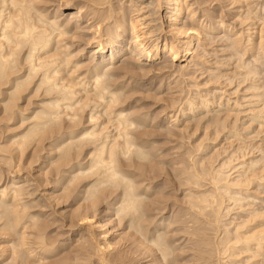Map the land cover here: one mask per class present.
I'll return each mask as SVG.
<instances>
[{"label": "bare ground", "instance_id": "obj_1", "mask_svg": "<svg viewBox=\"0 0 264 264\" xmlns=\"http://www.w3.org/2000/svg\"><path fill=\"white\" fill-rule=\"evenodd\" d=\"M12 2L23 5L26 0H12ZM58 2L61 8L59 7L54 12L48 13L41 4L36 6V11L45 16L47 20H58L61 28L72 17L82 15L80 13V8L83 6L82 0H58ZM201 2L208 3L209 6L213 2L218 5L216 6L218 10L207 9L208 5L206 4L196 12V20L202 22L205 31L211 37L215 35L233 40L240 36L238 51L243 52L245 64L253 65L256 75L254 79H249L248 83H233L231 91H229L231 86L229 89L227 87L225 91V88L222 87L225 83L223 81L212 84V87L202 88V93H211L209 101L212 102L207 105H204L199 98H193L191 108L185 104L181 109L171 101L166 103L167 98L164 102L167 104V109L171 108L173 114H168L165 122H157L160 114L154 115L150 110L135 112L137 105L133 106V102L138 100L132 101V98L138 90L143 91L140 86H151L153 89L145 91L153 95L149 94L151 98H154V104L159 103L162 96L161 90L167 86L161 87L163 77H159V82L155 81L156 77L162 76V72L158 71L161 67L158 69L155 67L156 62L161 61L166 64L169 59L172 61L175 68L173 73H170L168 77L170 78L172 74L184 69L193 61V54L200 47L204 37H198L194 32L189 35L179 34L184 29L189 14L188 8L181 3V0H161L158 15L150 17L152 27H157V22L159 26L163 27V33L159 34V43L156 45L157 50L151 52L153 58L144 57L141 61L151 74L136 77L129 75L115 85L109 84L107 81L96 83V77L91 75V72L89 77H85L83 69L73 72L72 65L58 62L55 59V49L51 48L46 37L38 35V25L32 10L26 7H13L0 13V98H2L0 100L4 102V111L12 120H15V113H18L21 108L19 102L23 98H40L37 107L31 109L30 114L19 112L21 127L24 126V129L21 132H13L10 148L13 147L16 152L22 151L18 154L23 156L21 153L33 144L40 145L48 141L49 146L52 147L51 151L56 154L51 160L52 166H56L54 168L57 169L53 187L54 189L62 188V199H64L61 202L60 196L62 195L59 194L60 202L58 204H63L71 199L72 202L77 201V208L70 216L68 215L69 218L63 217V219L68 220L70 230L79 227L77 235H75V239H77L75 245L77 243L79 245L77 244V248L74 247L72 257H70L72 253H69V256L65 253V258L53 262L61 255L60 251L66 244L59 241L51 242V238L46 232L47 226L42 221V213L49 212L47 210L52 207L57 196L55 197L54 192L51 193L48 195L49 198L44 200L46 202L44 204L43 200H38L39 197L44 198L43 194L39 193L41 186H36L39 183H35L34 179L21 177L19 166L9 170L8 174L9 177L11 176V180L3 184L0 181V216L6 218V223L9 226L13 220L22 219L24 221L16 229L20 235L6 237L5 240V243L12 244L14 247L20 246L19 253L22 257L26 252H31L30 260L35 264H46L51 259H53L51 264H61V261L65 259H75L76 254L79 253L90 264H93V258H97L103 264H114L118 260L127 264L125 258L120 256L121 239L117 241V237H114L116 228L119 229V225H121L114 220V212L103 220L98 215L102 203L108 211L111 203V200L105 202L107 194L101 195V193L104 186L109 183L127 184L126 211H135L138 201L135 198L134 178L140 175L146 176L144 178H147L152 186L148 183L142 191H151L156 188L153 186L154 180H157L161 174L156 171V166L141 167L139 157L142 154H147L145 150L150 145L158 144L152 138L155 131L159 133L164 128L166 133H172V130L169 129L171 127H166L170 124H178L181 118H185L186 125L182 130L188 131V128L191 129V125H193L194 130L192 127L191 137L198 135V132L203 128L197 144L190 145L189 143L192 150L187 149L190 151H188V155L186 154L188 157L184 158H188L189 161H186L190 164L184 165L185 161L182 162L183 158H181L180 166L182 167L178 168L179 172L177 171L178 173L181 171L179 174L181 178H177L174 174L177 179L183 180L182 185L188 186L190 191L187 195L189 199H187L188 202L190 200L189 206L193 212V215L192 212L190 215L193 216V219L190 220L189 211L186 208L182 214L187 213L193 225L190 226L187 221L190 228L186 225L187 229L185 230L193 229L192 232H189L193 234V238H197V241L194 240L204 246V248L197 247L200 250L199 257L196 255L198 253L196 248H194L196 250L193 251L196 253L194 255L198 257L195 259L203 264L212 261L214 257H216L214 260L216 264H264V206H262L264 199L261 200V207H258L260 192L262 188L264 190V148L260 144H250L264 132V114L260 112V109L264 107V96L259 91H249L250 88L264 87L260 78L261 72H264V67H262L264 65V27L259 24H244L242 27V19L247 10L242 11V6L232 3L231 0H213L211 2L210 0H201ZM148 3L149 0H143V4L147 5ZM134 7L130 4L128 6L130 10L126 9L129 18L127 31L129 42L133 37L139 39L140 34L147 35L142 24L149 23L148 20L141 21L139 18L135 22L132 21ZM74 10V13L65 15V12ZM152 11L153 9L150 8L149 12ZM252 11L256 14L257 19L264 18V0H256ZM140 15L141 17L148 16L149 13ZM86 23V20L82 21L80 27H84ZM74 30L75 26L69 25L68 31ZM170 31L175 34V43L173 35H167ZM89 34L88 47L85 49L83 57H78L73 62L74 64L84 63L85 57L90 59L93 53L97 63L109 55H116L108 44L104 41L97 43L96 37ZM186 42H191V48L187 47ZM222 47H231V45L222 44ZM106 48L108 51H105ZM117 52H122V54L116 55L114 66L131 54L130 51L124 50L123 45L117 49ZM172 52L176 54L171 56ZM232 55L234 53H221L219 59H226ZM235 64L236 61L233 60L232 66L229 69H222V73L235 72ZM107 66L105 65V67ZM206 68L209 71L214 70L212 64L207 65ZM102 74L101 72L100 75ZM123 74V72L119 73V75ZM189 74L195 75L194 70L189 69ZM241 75H248V73L242 72ZM144 79L146 80L144 81ZM229 79H232L231 75H229ZM206 81L205 83L199 81V83L201 85L208 84V80ZM208 85L210 86V84ZM17 109L19 110L17 111ZM25 111L27 112V110ZM213 111L216 113L210 115ZM162 114L164 113L162 112ZM202 117L210 118L203 119V121L206 120L204 126L203 122L199 123V127L195 126L194 123L200 121ZM223 121H226L225 127L229 130L222 131V134L217 135L216 128H210L209 125ZM192 122L194 123L192 124ZM154 123L159 125L158 130ZM195 124L197 125V123ZM218 142H223V144L225 142L229 146L228 148L234 147L235 143L238 146L232 151L227 147L223 151H220L221 147L217 150L211 149L213 146L216 148ZM249 148H252V151L245 152ZM3 151L0 148V154ZM256 153L260 155L256 156ZM222 155L224 157L219 158ZM11 162L12 160L9 162L10 165ZM163 168L164 165L162 170ZM154 169L155 172H153ZM161 172L164 175L165 171ZM147 173L150 174V177H147ZM166 175L169 174L164 176ZM205 183L209 184L212 189L203 190L206 186ZM255 184L261 189L259 192L257 188L259 196L255 193L257 191H252V186ZM89 194H91L90 200L87 199ZM186 194H188L187 189ZM105 206L103 207L105 208ZM34 209H40L41 213L36 214ZM165 209L162 207L160 210L165 212ZM161 211L158 210V212ZM55 213L59 214V212ZM184 214L183 216L186 218L187 214ZM180 215L178 214V217ZM27 217L37 218L35 227L29 226L31 221ZM208 230L219 232L220 237L217 235V240L212 242L211 236H209L210 238L206 236ZM32 235L33 240L31 239ZM118 237L123 236L118 234ZM129 237L128 240H130ZM134 242L132 243L137 244L138 248L149 253L154 264H163L162 251H166L167 241H159L158 249L161 250L141 247L139 243H136V240ZM195 245L197 244L195 243ZM115 250H117L116 253L112 254ZM8 251L10 254L7 260L13 259V249L9 248ZM143 251L141 254H144ZM109 256L111 259H108Z\"/></svg>", "mask_w": 264, "mask_h": 264}, {"label": "clouds", "instance_id": "obj_2", "mask_svg": "<svg viewBox=\"0 0 264 264\" xmlns=\"http://www.w3.org/2000/svg\"><path fill=\"white\" fill-rule=\"evenodd\" d=\"M44 2L45 0H26L25 4L19 5L14 4L12 0H0V13L6 12L13 7H26L32 10L35 13L38 25V35L46 37L51 48L55 49V59L65 65H72L73 72L83 69L85 77H89L91 72V75L96 77V83L107 81L109 84L115 85L129 75L136 77L151 74L141 61L144 57L153 58L151 57V52L157 50L156 45L159 43V34L163 33V27L159 26L158 22L157 27H152L150 19V17L158 15L161 0H149L147 5L143 4V0H82L83 6L80 8L82 15L72 17L63 28L59 26L58 20H47L45 16L36 11V6ZM47 2L55 3L56 0H47ZM231 2L240 4L242 11L247 10L242 19V27L244 24H259L264 27V18L257 19L256 14L252 11L256 0H231ZM181 3L188 8L189 14L185 27L179 34L189 35L194 32L196 36H202L204 39L201 40L200 47L193 54V61L184 69L172 74L170 79L165 78L169 90L160 99L168 98L173 104L183 109L185 104L191 108L193 98H199L204 105L212 102L209 101L211 93L205 94L201 92V89L207 88L208 84L224 81L223 87L226 91V88L233 83H248L249 79L255 78L256 73L253 65L245 64L243 52L238 51L240 36L235 37L233 40H228L227 37H211L205 31L202 22L196 20V12L204 7L201 0H181ZM130 4L135 6L132 12V21L135 22L139 18L141 21L148 20L149 23L142 24L147 35L140 34L139 39L133 37L129 42L127 39L129 18L126 9ZM150 8L153 9L152 12H149ZM47 11L50 12L52 9ZM141 13H149V15L141 17ZM84 20L87 23L84 27H80L81 22ZM69 25H74L75 30L69 32ZM88 33L96 37L97 43L104 41L108 44L116 55L122 54V52H117V49H120L122 45L124 50L130 51L131 54L124 58L120 66H114L116 55H109L106 59L102 58L97 63L94 53L90 59L85 57L86 63L74 64L73 62L78 57H83L84 51L88 47ZM167 35H173L175 43V34L170 31ZM186 44L187 47L191 48V42H186ZM222 44H228L231 47H217ZM105 51H108V49L106 48ZM220 53H234V55L226 59H219ZM175 54V52L170 53L171 56ZM233 60L236 61V71L228 74L222 73V69H229L232 66ZM209 64L214 66L213 71L207 70L206 66ZM105 65L108 66L105 67ZM174 68L175 65L169 59L158 71L173 73ZM189 69L194 70L195 75L189 74ZM101 72L103 73L102 75H100ZM120 72L124 74L119 75ZM242 72H247L248 75H241ZM69 74L71 75L72 73L70 72ZM229 75L232 76V79H229ZM204 76L209 78L208 84L201 85L198 78H203ZM260 78L261 82L264 83V72H261ZM161 87H164L163 81ZM249 91H259L264 96V87L259 89L250 88ZM260 112L264 114V107L260 109ZM206 118L202 117L200 121H197V127ZM225 124L226 121H223L210 124L209 127L216 128L217 135H220L222 131L229 130L225 127ZM178 131L184 130L178 129ZM164 147H166V144L150 145L145 150L147 154H142L139 157L141 167L156 166L162 168L163 161L168 158L162 155ZM2 180L3 173L0 172V181ZM148 183L144 176H136L134 178L133 186L138 204L133 212L126 211L127 184L115 185L109 183L104 186L101 195L107 194L105 202L111 200L109 211L114 212L115 221H118L121 225L128 221L127 231L132 234L131 239L136 240L141 247L157 250H161L158 249L159 241H167L166 251H162L163 264H187V262L180 260L181 253L176 250L175 245L170 240L171 230L181 226L183 221L179 218H173L172 220L167 218L164 220L158 219V208L162 207L161 200L166 198L159 189L142 191ZM87 199H91V194H89ZM57 215L59 214H56L54 210L49 215V227L63 226L62 221L56 219ZM27 219L31 221L30 227L36 226V217H27ZM23 222L22 219L13 220L11 226H9L6 223V218L0 216V241L5 237L19 236L20 234L16 232V229ZM22 246L27 247L26 245ZM19 247L0 242V264H35L34 261L30 260L32 253L26 252L24 257H22L19 253ZM9 248L13 249V259L5 260L4 257L7 255ZM61 264H87V261L78 253L75 259H65L61 261ZM114 264H124V262L118 260Z\"/></svg>", "mask_w": 264, "mask_h": 264}, {"label": "rangeland", "instance_id": "obj_3", "mask_svg": "<svg viewBox=\"0 0 264 264\" xmlns=\"http://www.w3.org/2000/svg\"><path fill=\"white\" fill-rule=\"evenodd\" d=\"M47 0H45V2L42 4L41 3V5L43 6V8L44 9H52V11H50V12H54V11H56V10H58L59 9V7H60V3L58 2V0H56V2L55 3H49V2H46ZM211 1H213V0H210V2ZM208 6H209V4L208 3H206ZM206 4H204V5H206ZM211 4H212V6H211ZM210 4V6L208 7H206L207 9L209 8V10H213V9H216V10H218L217 8L218 7H216V6H218L217 4L215 5V3H211ZM214 4V5H213ZM215 6V7H214ZM46 7V8H45ZM205 7V6H204ZM214 7V8H213ZM61 8V7H60ZM127 9H129L130 10V8H127ZM49 11H48V13H50ZM75 12V10L74 11H68V12H65V15H68V14H72V13H74ZM88 35V37H89V33L87 34ZM217 36H213V38H216ZM221 46L222 45H218L217 47L218 48H221ZM223 48V47H222ZM211 51V50H210ZM219 55H221V53L219 54ZM213 59H215V58H213ZM87 61L85 60V62L84 63H86ZM158 63H160V64H158ZM121 65V62H119V63H117V65L116 66H120ZM158 65V66H157ZM161 65H165V64H163L161 61H158V62H156L155 63V67L158 69L159 67H162ZM154 67V68H155ZM155 68V69H156ZM161 75L162 76H158V77H156V79H155V81L157 80V82H159L160 80H159V77L161 78V77H163L162 79H163V82H164V85L165 86H167V80L165 79L166 77L168 78L169 76H170V73H164V72H162L161 73ZM149 77H151V76H149ZM171 78V77H170ZM170 78H168V79H170ZM209 78L207 77V76H204L203 78H199V81L200 82H202V83H205V81L206 80H208ZM146 79H144V81H145ZM159 80V81H158ZM143 80H141V82H144ZM156 82V83H157ZM207 82V81H206ZM144 83H146V82H144ZM149 83V82H148ZM173 83H174V81H173ZM223 83H224V81H223ZM225 84V83H224ZM140 86V85H139ZM148 87V88H147ZM207 87H212V84H210V86L208 85ZM223 87V86H222ZM135 88V87H134ZM140 88H143V91L141 90H138V92L134 95V97L132 98L133 100L132 101H135V100H138L137 102L135 101V102H133V106H136L137 105V107H136V110H135V112H137V111H141V112H146V111H148V110H150V112H152L154 115L156 114L157 115V113L158 114H160V118L158 119V121L157 122H160V121H163V122H165L166 121V116H168V114H173L172 112H171V108L170 109H167V102H169V101H171L170 99H168V100H166L167 98H165L164 100L163 99H159L160 101H158L159 103H157V104H154L155 103V100H153L154 98H151V96H153L152 94H150V93H148V92H146L145 90H149V89H153V87H151V86H146V87H141L140 86ZM230 87H228V89H229ZM233 88V86H231V88L229 89V91H231V89ZM130 89V88H129ZM206 89V88H205ZM168 86L167 87H165V88H163L162 90H161V97H163L164 96V93H166V92H168ZM163 91V92H162ZM152 93V92H151ZM140 94V95H139ZM151 96H150V95ZM144 95V96H143ZM150 96V97H148V96ZM159 96V97H160ZM142 97V98H141ZM148 98V99H147ZM0 99H2V98H0ZM30 97H25V98H23L20 102H19V107H21L20 108V111L19 112H23V113H25V114H30L31 112H32V110L31 109H34L35 107H37L36 105L39 103V99L40 98H32V99H30ZM142 99V100H141ZM166 100V101H165ZM131 101V102H132ZM166 103H165V102ZM150 102V103H149ZM33 103V104H32ZM135 103V104H134ZM144 105V106H143ZM145 105H146V108H145ZM151 105V106H150ZM148 106V107H147ZM3 108V109H2ZM28 108V109H27ZM141 108V109H140ZM19 109H17V111H18ZM25 110H27V112L25 111ZM29 110V111H28ZM169 110V111H168ZM158 111V112H157ZM160 111V112H159ZM216 111V110H215ZM215 111H213V112H211L210 113V115H214L216 112ZM15 113V120H12V118L8 115V114H6L5 113V111H4V102L2 101L1 102V100H0V148L1 149H3L4 151L3 152H6V153H3V152H1V154H0V172H2L3 173V175H5L4 177H3V180L1 181V184H3V183H6V182H8L9 180H11L10 178H11V176L9 177V170L11 169H13L15 166H19L18 168H20L21 169V171L19 172L20 173V175H21V177H23V178H30V179H34V182L36 183H39L38 185H36V186H41L40 188H39V193L42 195L43 194V196H44V198H41V197H39L38 198V200H46V198H49V196L48 195H50L51 193H53L54 192V195H55V197L57 198V200L52 204V207L51 208H48V210L47 211H49V212H46V213H42V221H43V223L47 226V230H46V232H47V234L49 235V237L51 238L50 240H51V242H64L66 245L64 246V249H62L63 250V252H62V250L60 251L61 252V255L58 257V258H55L54 260L53 259H51L50 261L48 260V262L46 263V264H51L52 263V260H53V262L56 260V261H59V260H61L62 258H65L66 257V255H68L69 256V253L71 254L70 255V257H72L73 255H74V253H73V251H74V247H76L77 246V244L79 245V243H77L76 245H75V243L77 242V239H75V235H77V231L79 230V227L77 228H72V230H70L69 229V224H68V220L66 221V220H64L63 219V217L64 218H69V216L72 214V212H73V210H75L76 208H77V205H76V202L77 201H75V202H72V199L71 200H69V201H66V202H64L63 204H58V202H60L59 200H58V197L60 196V195H62V196H60L61 197V202H63L64 201V199H62V197H63V193H62V188L61 187H58V188H56V189H54V181H55V178L54 177H56L55 176V174L57 173V169H55L56 168V166H52V164H51V160L52 159H54V156L56 155L53 151H51V146H49L50 144L48 143V141H45V143H43V144H40V145H35V144H33L32 146H30L28 149H25V151H23V153H21V155H23V156H19V154H20V152H22V151H19V152H16V151H14L13 149V147L12 148H10V146H12L11 145V136H12V134H13V132H21L23 129H24V126L23 127H21V118H20V113ZM162 112L164 113V114H162ZM213 113V114H212ZM18 114V115H17ZM162 114V115H161ZM223 114V113H222ZM171 115H169V116H171ZM7 116V117H6ZM212 117V116H211ZM208 118H210V117H208ZM207 118V119H208ZM206 119V120H207ZM206 120H204L203 121V126L205 125L204 123H205V121ZM185 121H186V119L185 118H181L180 119V123H178V124H170L168 127H166V128H169V127H171V128H169L170 130H172V133H173V135H169V133H166V131H165V129L164 128H162L163 130L162 131H160L159 133L157 132V131H155V133L153 134V139H155L156 141H157V143L158 144H165L166 143V147H164V149H163V152H162V155H165V156H167L168 158L166 159V160H164L163 161V165H164V168H163V170L165 171V172H163L164 173V175L165 174H169V175H166V176H164V175H162V172L161 171H163L162 170V168H161V170H159V167H157L156 168V171L158 172V174H160L159 175V178L157 177V180H154L155 182L153 183L154 185L153 186H156V188L155 189H159L161 192H163V194H164V197L166 198V199H163V200H161V204H162V207H164V209H165V207H167L166 209H165V212L164 211H161L160 209H162V207H159L158 208V210L159 211H161V212H158V219L159 220H162L163 218H169L170 220H172V218H179L180 219V217H181V219L183 220V221H186V222H184L183 223V225H181V226H179V227H177V228H173L172 230H171V236H172V240L174 241H172L171 239V243L172 244H174L175 245V247L177 248V251L178 252H180L181 253V256H180V260L181 261H184V262H187V264H197V263H199L198 262V259H195V258H198L199 257V253H200V250H198V248L197 247H202V248H204V246H202V244H199V243H197L196 241V239L197 238H193V234L191 233L192 231H193V229H188V230H185V229H187L186 228V225L188 224L189 225V223H190V226H191V224L193 225V223H191V218L193 217L192 215H193V212L191 211V207L189 206L190 204V200H189V202H188V196L187 195H189V193H190V191H189V187L188 186H186V185H182V181L181 180H179L181 177H179L180 175V173H181V171H180V173H178L179 171V169H178V165L180 166L181 165V161L182 162H184L185 161V163H184V165H187L188 163H187V161H189V160H187L186 158H184L185 156H186V154L188 155V151H190V150H192V146H189V143H190V145L192 144V143H196L199 139V136H200V134L202 133V130H203V128H202V130H200V132H198V135H196V136H192L191 137V132H192V127H193V130H194V126L193 125H191V129L190 128H188V131H189V133H188V131L187 130H185V131H180V132H178V129H182V128H184L185 127ZM194 122H192V124H193ZM196 123V122H195ZM194 123V125L195 126H197L196 124ZM202 124H200V126L202 127ZM177 125V126H176ZM154 126H155V128L158 130V124H156V123H154ZM164 125L162 124V127H163ZM174 126V127H173ZM20 127V128H19ZM255 127V126H254ZM178 132V133H177ZM187 132V133H186ZM260 132V131H259ZM171 133V134H172ZM161 134V135H160ZM163 134H164V136H163ZM175 134V135H174ZM180 135V136H179ZM185 135V136H184ZM261 136H259L257 139H255L252 143H250V144H253V145H256V144H260V145H262L263 146V148H264V132H262L261 134H260ZM173 138V139H172ZM180 138V139H179ZM185 138V139H184ZM192 138V139H191ZM178 139V140H177ZM169 140V141H168ZM166 141V142H165ZM191 141V142H190ZM179 142V143H178ZM188 142V143H187ZM46 143H48V144H46ZM219 143V142H218ZM175 144V145H174ZM188 144V145H187ZM197 144V143H196ZM3 145H4V147H3ZM43 145V146H42ZM221 145H223V146H221ZM49 146V147H48ZM185 146V147H184ZM237 146H238V144H234V147L232 146V148L230 147V148H228L229 146L228 145H226V143L224 142V144H223V142H221V143H219V144H217V146H216V148H214V146L213 147H211V149H214V150H217V149H220V147H221V149H220V151H223L224 149H225V147H227L229 150L231 149V151L233 150V148H237ZM6 147V148H5ZM38 147H40V148H38ZM47 148V149H46ZM50 148V149H49ZM7 149V150H6ZM11 149V150H10ZM183 149V150H182ZM187 149H190V150H187ZM252 148H249L248 150H245V152L247 151L248 153H249V151L251 150ZM174 151V152H173ZM181 151V152H180ZM252 151V150H251ZM250 151V152H251ZM13 152V153H12ZM12 153V154H11ZM19 153V154H18ZM16 154V155H15ZM43 154V155H42ZM48 154H49V157H48ZM13 156V158H12V156ZM260 154L259 153H256V156H259ZM173 156V157H172ZM181 156V157H180ZM178 157V158H177ZM186 157H188V156H186ZM221 157H224V155H222V156H220L219 158H221ZM181 158H183V160H181ZM198 158H200L199 156H198ZM185 159V160H184ZM12 160V162H11V165L9 164V162ZM174 160V161H173ZM181 160V161H180ZM187 160V161H186ZM166 161V162H165ZM179 161V162H178ZM6 162V163H5ZM8 163V164H7ZM171 163H173V164H171ZM187 163V164H186ZM13 164V165H12ZM51 164V165H50ZM175 164V165H174ZM190 164V163H189ZM55 167V168H54ZM3 168V169H2ZM175 168V169H174ZM177 168V169H176ZM166 169V170H165ZM171 169V170H170ZM54 170H56V171H54ZM160 172H159V171ZM175 171V173H174V171ZM55 173H54V172ZM168 173H167V172ZM178 171V172H177ZM153 172H155V169L153 170ZM156 172V173H157ZM176 172H177V174H176ZM40 174V175H39ZM148 174V173H147ZM146 174V175H147ZM152 175H153V173H151ZM174 174L177 176V178H179V179H177L176 178V176H174ZM61 175V174H60ZM59 175V176H60ZM150 174H148L147 175V177L149 176ZM151 175V176H152ZM58 176V177H59ZM141 176V175H140ZM144 176V175H143ZM161 176V177H160ZM170 176V177H169ZM173 176V177H172ZM18 177H20V176H18ZM144 177H146V176H144ZM150 177V176H149ZM168 177V178H167ZM172 177V178H171ZM147 179V178H146ZM169 181V182H168ZM171 181V182H170ZM149 182V185L150 186H152V184L150 183V181H148ZM164 182V183H163ZM52 183V184H51ZM167 183V184H166ZM177 183H178V185H177ZM157 184V185H156ZM206 184V183H205ZM148 185V184H147ZM164 185V186H163ZM160 186V187H159ZM182 186V187H181ZM207 186H209V187H207ZM256 186V187H255ZM164 187V188H163ZM253 188H252V191H257V192H255V193H259L260 192V190L261 189H259L258 188V186H257V184H255L254 186H252ZM206 188L208 189H212V187L209 185V184H206V186L204 187V189L203 190H206ZM259 189V192H258V189ZM186 189H187V191H188V194H186ZM264 190H263V188H262V191L260 192V194H261V196H259L260 194H258L257 196H259V202L260 203H258V201H257V203H258V207L260 206L261 207V200H263L264 199V192H263ZM169 192V193H168ZM180 192V193H179ZM253 192V193H254ZM187 196H185L184 194ZM254 193V194H255ZM45 194V195H44ZM60 194V195H59ZM263 194V195H262ZM256 195V194H255ZM175 196V197H174ZM186 197V198H185ZM41 198V199H40ZM175 198V199H174ZM188 198V199H187ZM262 198V199H261ZM183 199V200H182ZM186 199V200H185ZM165 200V201H164ZM187 201V202H186ZM69 202V203H68ZM176 202H179V203H176ZM44 204H46V202L44 201ZM55 204V205H54ZM103 204V205H102ZM101 205H100V209H99V213H98V215H99V217L103 220V219H106L107 217L106 216H108L110 213H112V212H110V211H108V209L106 210V206L104 205V203H102ZM177 204V205H176ZM179 204V205H178ZM181 205V206H180ZM103 206H105V208L103 207ZM187 206V207H186ZM189 206V207H188ZM262 206H264L263 204H262ZM53 208V209H52ZM187 209V211H189V218H190V220H189V218H188V214L186 215V214H184V215H186V218L183 216V214H182V211L183 212H185L184 210H186ZM189 208V209H188ZM106 211H104V210ZM173 209H176V210H174L173 211ZM183 209V210H182ZM38 210V211H37ZM40 209H34V211H36L35 213L36 214H40L41 213V210L39 211ZM53 210H56L55 212H59V215H57L56 216V219L57 220H60V221H62V223H63V226L62 227H49L48 226V217H49V215L52 213V211ZM108 211V212H107ZM172 211V212H171ZM178 211H180V212H178ZM71 212V213H70ZM191 212H192V215H190L191 214ZM61 213V214H60ZM161 213V214H160ZM164 213V214H163ZM180 213H181V215H180ZM47 214V215H46ZM57 214V213H56ZM176 214V215H175ZM178 214L180 215L179 217H178ZM66 215V216H65ZM69 215V216H68ZM68 216V217H67ZM164 216V217H163ZM183 216V217H182ZM47 217V218H46ZM163 217V218H162ZM187 218H188V220H187ZM63 219V220H62ZM168 219V220H169ZM185 219V220H184ZM193 219V218H192ZM164 220V219H163ZM189 223H188V222ZM128 223H126V221L124 222V224L121 226V225H119V229H118V227L116 228V233H114V237L116 238V240L117 241H119L120 239V248H119V250H121V253H120V256H123V259L125 258V261H126V263L127 264H154V262H153V258L152 257H150L149 256V253L147 254L146 252H144L143 250H142V248H140V251H139V248L137 247V244H135L136 245V247H135V245H134V241H133V239H131V235L132 234H130L129 235V233H128V231L126 230H124V229H127V225ZM187 225V227L188 228H190V226H188ZM125 226V227H124ZM124 227V228H123ZM179 228V229H178ZM120 230V231H119ZM182 230V231H181ZM186 231V232H185ZM189 231H191V232H189ZM51 232V233H50ZM124 234H123V233ZM184 232V233H183ZM210 232H212V233H210ZM214 232V233H213ZM119 235H121V236H123V237H118V234ZM123 235H122V234ZM188 233V234H187ZM192 235H191V234ZM206 236H207V238H210L209 236H211V241L212 242H215L217 239H216V236L218 235L219 237H220V233L219 232H216V231H212V230H208V231H206ZM208 233H210V234H208ZM50 234H52V235H50ZM115 234H117V235H115ZM215 234V235H214ZM176 235V236H175ZM191 237H190V236ZM52 236V237H51ZM56 236H59L58 238L56 237ZM129 237V239L130 240H128V237ZM205 236V237H206ZM215 236V237H214ZM32 238V240L34 239L33 238V235L31 236ZM54 237H56V238H54ZM126 238H127V240H126ZM193 241V243H192V241L190 240V239ZM56 239V240H55ZM59 239V240H58ZM75 239V240H74ZM196 241H195V240ZM5 240H6V237L2 240V241H0V242H3V243H5ZM76 241V242H75ZM195 241V242H194ZM132 242H134V243H132ZM137 243V242H136ZM195 243L197 244V245H195ZM189 244V245H188ZM198 244H199V246H198ZM139 246V245H138ZM78 247V246H77ZM76 247V248H77ZM192 247V248H191ZM76 248H75V250H76ZM194 248H196V250H197V254L195 253V252H193V251H196ZM72 249V250H71ZM187 249V250H186ZM191 250V251H190ZM207 250V249H206ZM69 251V252H68ZM71 251V252H70ZM116 251L117 250H115V251H113V253L112 254H115L116 253ZM142 251H143V253L144 254H141L142 253ZM205 251V250H204ZM65 253H66V255H65ZM194 253L196 254V255H198V257H196V255H194ZM206 253V252H205ZM9 251H8V254L4 257V259H6L7 260V258H8V256H9ZM205 255V254H204ZM207 255V254H206ZM67 256V257H68ZM133 256V257H132ZM146 256V257H145ZM194 258H193V257ZM111 259V256H109L108 257V259ZM137 258V259H136ZM152 258V259H151ZM215 258V259H214ZM213 259H212V261H213V263H212V261H209V262H207V264H216L215 263V261L214 260H216V257H214ZM95 258H93L92 259V262H93V264H103V263H100V261L96 258L95 260H98V261H95L94 260ZM149 259V260H148ZM55 261V262H56ZM95 262V263H94ZM98 262V263H97ZM211 262V263H210ZM87 264H90V263H88L87 262ZM155 264H160V263H155ZM199 264H203V263H199ZM205 264V263H204Z\"/></svg>", "mask_w": 264, "mask_h": 264}]
</instances>
